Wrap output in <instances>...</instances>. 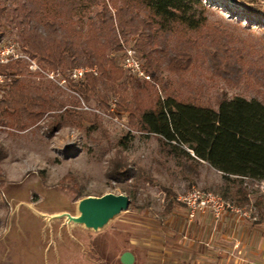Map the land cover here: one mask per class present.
Returning a JSON list of instances; mask_svg holds the SVG:
<instances>
[{
	"label": "rangeland",
	"instance_id": "374dc122",
	"mask_svg": "<svg viewBox=\"0 0 264 264\" xmlns=\"http://www.w3.org/2000/svg\"><path fill=\"white\" fill-rule=\"evenodd\" d=\"M10 2L14 0H0L6 11ZM202 2L204 7H198L196 15L204 16L203 25L196 30L178 28L172 33H154L149 29L141 37L140 30L129 33L127 39L120 36V44L122 40L131 46L144 68L146 60L155 66L156 70L149 71V82L156 85L152 98L163 101L175 96L180 101L215 106V97L225 92L229 97L241 95L264 101V23H259L260 15L241 8L245 4L264 9V0ZM97 11L93 8L87 13L85 35L96 28ZM5 15L0 21V48L12 46L17 59L25 61L27 70L23 69L21 79L27 88L56 97L64 105L57 112L83 110L97 123L67 119L50 132L54 110L39 119H27L22 126L0 121V264H123V251L136 254L131 264H188V257L199 260L194 264H264V227L258 224L244 223L239 246L229 244L223 236L215 239L213 246H206L209 224L193 232L191 228L199 225L198 221H190L180 213L174 218L162 214L168 199H173L166 197L163 188L176 196L192 185L215 192L224 188L232 191L233 186L226 185L222 174L204 160L197 161V172L189 180L174 158L160 153L153 133L138 128L127 112L117 111L118 96L130 101L144 81L121 65L123 47L110 54H115L125 76L117 82L120 92L105 108L96 96L82 99L62 73L50 78L51 69L23 51L18 18ZM141 19V15L135 17L132 24L139 28ZM177 54L189 57L188 67L171 72L167 64ZM0 78L1 96L9 79L3 75ZM142 97L148 100V96ZM119 150L129 162L150 171L154 184L111 181L105 175L107 161ZM242 185L252 198L260 197L261 189L249 178H244ZM108 192L129 195V199L133 194L136 204L147 202L149 206L140 209L129 204L97 230L68 222L65 216L48 217L62 212L77 216V203L84 195ZM152 234L161 236L163 242ZM145 239L160 243L151 246L153 242ZM174 240L186 244L194 240L195 245L188 251L183 244L171 256L167 251L172 250ZM203 253L209 256L207 260L201 257ZM174 258L180 259L174 262Z\"/></svg>",
	"mask_w": 264,
	"mask_h": 264
},
{
	"label": "trees",
	"instance_id": "16d2710c",
	"mask_svg": "<svg viewBox=\"0 0 264 264\" xmlns=\"http://www.w3.org/2000/svg\"><path fill=\"white\" fill-rule=\"evenodd\" d=\"M8 5L10 8L6 11L5 5L0 4V21L6 12L5 16L18 18L23 51L37 58L43 67L59 70L82 99L88 101L96 96L98 104L105 108L110 98L120 92L117 82L125 76L115 54L110 55L122 50L120 36L127 39L129 33L140 30L141 37L149 29L154 33H172L178 28L196 30L203 25L204 17L196 15L198 7H204L202 0H14ZM241 5L248 13L260 15L259 23H264V9ZM93 8L98 9L96 28L85 35L84 19ZM199 13L202 12L199 10ZM139 15L142 16L140 29L132 24ZM188 63L187 55L177 54L167 66L171 72H177L186 69ZM75 67L93 68L94 71L86 72L82 79L74 82L69 79L68 72ZM26 68L22 59L0 62V74L9 79L7 90L0 96V121L22 126L27 119H39L47 111L54 110L50 132L59 129L67 119L97 123L83 110L57 112L64 105L56 97L31 92L21 79ZM151 69L156 70L146 60L145 70ZM155 86L144 80L130 101L119 95L117 111L127 112L138 128L153 133L159 141L160 153L174 158L189 180L197 172V161L204 160L222 174L226 185L233 186L232 191L224 188L218 193L237 204L248 203L249 196L242 180H264V101L241 95L229 97L225 92L215 97L216 107L180 101L175 96L161 101L152 98ZM142 95L148 96V100ZM105 175L116 183L130 180L134 185L140 182L153 185L155 181L150 171L129 162L120 150L108 159ZM163 189L166 197L173 196L162 211L167 215L176 200L172 190ZM133 197L131 194L130 205L140 209L149 206L147 202L136 204ZM263 203L264 197L256 199L259 207Z\"/></svg>",
	"mask_w": 264,
	"mask_h": 264
},
{
	"label": "built area",
	"instance_id": "2783aa9c",
	"mask_svg": "<svg viewBox=\"0 0 264 264\" xmlns=\"http://www.w3.org/2000/svg\"><path fill=\"white\" fill-rule=\"evenodd\" d=\"M121 45L124 50L121 65L131 74L142 80H151V74L147 72L137 57L135 50L131 46L124 45L121 40ZM5 49V50H4ZM0 48V62L5 63L11 58H19L13 51V47ZM88 71H94L93 68L75 67L69 70L68 77L73 81H79ZM50 78L60 77L59 70H51ZM1 76V75H0ZM1 79V78H0ZM254 182L257 188H260V197H264V180L250 179ZM251 198L246 204H237L232 199L226 198L218 192L204 189L197 186H190L183 193L177 194L176 199L181 202L186 211L188 220H193L197 213L209 211L213 217V229H216L223 216L227 213L234 214L236 219L248 220L255 222L261 220L264 223V203L261 207L256 204V199ZM237 246V245H236Z\"/></svg>",
	"mask_w": 264,
	"mask_h": 264
},
{
	"label": "crops",
	"instance_id": "0c3cea01",
	"mask_svg": "<svg viewBox=\"0 0 264 264\" xmlns=\"http://www.w3.org/2000/svg\"><path fill=\"white\" fill-rule=\"evenodd\" d=\"M250 199L251 198L249 197V201H250ZM254 199H256V198H254ZM175 200H176L175 205L177 204L179 206L177 208H174L175 207V205H174L173 209L168 214H170L171 218H174L175 214L180 213V214L183 215L184 218H187V211H186L184 205L176 199V196H175ZM194 220L198 221L199 225L193 226L191 228V230L193 232H197L198 228L202 229L204 224H207V225L209 224V229H210L209 230V235L204 238V245H206V246H210L211 244L213 246L212 242L215 241V239H217V238H219L221 236L225 237L229 244L233 243V244L239 246L243 242V235H244L243 226H244V223L258 224V225L264 227V223L261 220H258V221H255V222H251V221H248V220H245V219L239 220V219H236L234 214H232V213L225 214L223 216L222 220L219 222V224H218V226H217V228L215 230L213 229V217H212V214L209 211L197 213L195 218H194ZM174 229L176 231L175 226H174ZM152 236L163 242V239L161 238V236H156L154 234H152ZM159 240H148V239H145L144 241L153 242V244H150L151 246H153V245H156V244L160 243ZM194 240H191L188 244H186L187 242H183V241L178 242L177 240H174L176 242L174 244H172L173 245L172 250L167 251L168 255H171V256L174 255V252L175 251H179L183 247L182 246L183 244L187 245L186 247H188V251H189V249L190 248L192 249L193 246L195 245ZM140 244H147V242H141ZM183 249L186 250L187 248H183ZM123 252H121V254ZM130 252L132 253V251H130ZM132 254H133L134 259L136 261V258H137L136 254L135 253H132ZM155 254H157V253H155ZM157 255H159V254H157ZM163 255L166 256L167 254L164 253ZM201 257L207 260L206 257H209V256L206 255L205 253H203L201 255ZM179 259L180 258H178V259L174 258L173 260H174V262H177ZM184 260H185V258H184ZM187 261H189V263L192 262V264H194V261L198 262L199 260L198 259L193 260L192 258L188 257Z\"/></svg>",
	"mask_w": 264,
	"mask_h": 264
},
{
	"label": "water",
	"instance_id": "95a60500",
	"mask_svg": "<svg viewBox=\"0 0 264 264\" xmlns=\"http://www.w3.org/2000/svg\"><path fill=\"white\" fill-rule=\"evenodd\" d=\"M130 199L122 193H104L99 196H85L79 199L77 203L78 215L74 216L68 212L48 216L50 218L65 216L75 219V223L83 224L87 228L94 230L104 227L110 219L127 209ZM120 261L123 264H131L134 256L130 251H124L120 255Z\"/></svg>",
	"mask_w": 264,
	"mask_h": 264
},
{
	"label": "bare ground",
	"instance_id": "6f19581e",
	"mask_svg": "<svg viewBox=\"0 0 264 264\" xmlns=\"http://www.w3.org/2000/svg\"><path fill=\"white\" fill-rule=\"evenodd\" d=\"M72 218L69 217V221L72 222V223H75V222H73V221H75V219H72Z\"/></svg>",
	"mask_w": 264,
	"mask_h": 264
}]
</instances>
